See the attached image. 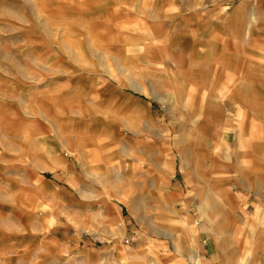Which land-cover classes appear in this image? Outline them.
I'll return each instance as SVG.
<instances>
[{"label": "rangeland", "instance_id": "rangeland-1", "mask_svg": "<svg viewBox=\"0 0 264 264\" xmlns=\"http://www.w3.org/2000/svg\"><path fill=\"white\" fill-rule=\"evenodd\" d=\"M85 4L0 0V175L13 170L21 178L10 188L0 183V264H264V174H254L253 155L239 156L233 141L231 127L239 128L242 114H230L231 125L214 133L207 162L186 156L181 130L190 117L184 111L200 103L163 85L152 96L145 80L142 92L128 85L134 102L122 121L112 115V127L97 140L109 147L92 153L90 164L74 167L66 131L41 129L71 123L60 110L72 107L65 104L79 84L72 77L106 72L131 78L129 84L149 76L135 65L133 50L124 51L121 67L104 34L95 41L80 16ZM255 7L256 68L264 70V0ZM96 61L102 64L91 71L86 65ZM257 87L256 106H264V78ZM54 95L64 104L40 102ZM139 105L150 109L143 119L129 112ZM263 120L256 114L257 123ZM254 132L263 135L264 125ZM61 140L69 153L59 160Z\"/></svg>", "mask_w": 264, "mask_h": 264}, {"label": "crops", "instance_id": "crops-1", "mask_svg": "<svg viewBox=\"0 0 264 264\" xmlns=\"http://www.w3.org/2000/svg\"><path fill=\"white\" fill-rule=\"evenodd\" d=\"M85 7L87 10L85 8L80 16L87 18L84 27L87 26L89 32L93 30L95 41L104 34L106 48L113 52L121 67L125 66L124 51L133 50L135 65L149 72V76H136L137 81L129 84L131 78L121 74L113 79L106 72L89 75L86 80L72 77L79 83L74 94L72 91L70 103L65 102L72 107L60 110L66 114L64 119H71V123L46 122L41 129H60L71 135L74 167L84 166L85 162L90 164L94 161L92 153L109 147L97 140L105 137V131L112 127V115L118 122L128 113L127 106L135 97L128 96V85L142 92L145 83L142 80H145L152 96H159L158 87L163 85L174 91L179 99L189 95L200 103V106L192 104L189 111H184L190 114L181 129L186 156H193L197 162H207L210 158L207 147L215 144L212 136H218L214 133L231 125L230 114H237L238 118L242 114L239 128L231 127L238 134L233 141L242 148H239V156L246 150L253 155L250 163L254 174H264V134L257 137L254 132L256 127L264 125V120L256 122V114H264V106L257 107L255 101L257 83L263 80L264 70L256 68L259 50L255 0H86ZM261 34L264 36V26ZM128 55L132 56L131 53ZM99 64L102 63L96 61L86 66L92 67V71ZM240 66L245 70L240 71ZM57 97L41 98L40 102L54 107L64 104ZM117 98H120V106L115 108L112 100ZM149 110L139 105L129 112L143 119ZM197 114L200 115L198 120ZM151 127L155 128L154 123ZM209 130H212L210 134ZM27 140L29 142L31 138ZM58 143V159L62 160L65 151L69 153L66 150L69 146L64 140ZM53 145L49 143L51 148ZM24 150V157H27L28 150L26 147ZM256 151H262L261 159L255 158ZM10 158L7 155L4 159L10 161ZM55 158L47 161H56ZM98 160L105 162L106 158L98 157ZM28 167L30 172L31 163ZM72 176L77 178L78 174ZM17 178L21 179L13 170H7L1 173L0 183L10 188L13 179L19 181ZM103 201L104 205H109L106 199ZM218 243L216 240L215 251H219ZM196 262L200 264L199 259Z\"/></svg>", "mask_w": 264, "mask_h": 264}]
</instances>
